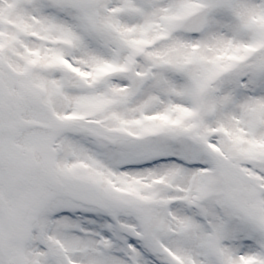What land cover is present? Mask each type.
<instances>
[{
	"label": "snow or ice",
	"instance_id": "6c2138e0",
	"mask_svg": "<svg viewBox=\"0 0 264 264\" xmlns=\"http://www.w3.org/2000/svg\"><path fill=\"white\" fill-rule=\"evenodd\" d=\"M0 264H264V0H0Z\"/></svg>",
	"mask_w": 264,
	"mask_h": 264
}]
</instances>
